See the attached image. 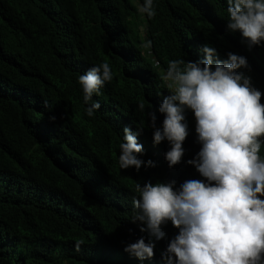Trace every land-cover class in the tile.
<instances>
[{
	"label": "trees",
	"instance_id": "obj_1",
	"mask_svg": "<svg viewBox=\"0 0 264 264\" xmlns=\"http://www.w3.org/2000/svg\"><path fill=\"white\" fill-rule=\"evenodd\" d=\"M143 2L0 0V264H165L179 231L171 221L151 259L124 251L147 242L132 222L136 184L205 178L186 163L201 147L192 110L179 164L168 166L167 140L153 141L147 113L162 127L169 94L161 73L172 59H203L207 44L221 60L245 56L250 67L237 71L264 93V43L249 49L227 29L226 0H154L153 18L138 11ZM104 62L113 79L93 94L101 107L89 117L78 77ZM126 126L143 127L139 155L155 167L120 168Z\"/></svg>",
	"mask_w": 264,
	"mask_h": 264
},
{
	"label": "clouds",
	"instance_id": "obj_2",
	"mask_svg": "<svg viewBox=\"0 0 264 264\" xmlns=\"http://www.w3.org/2000/svg\"><path fill=\"white\" fill-rule=\"evenodd\" d=\"M227 29L241 34L251 49L264 43V0H226ZM138 11L148 18L156 15L154 0H144ZM151 47V41L144 44ZM205 57L191 61H168L161 80L167 95H162L159 112L162 127L156 126V114L148 112L153 141L167 140L165 152L169 167L184 157L183 143L189 131L186 109L196 120L197 141L201 144L195 157L186 161L205 179H186L178 188L175 179L136 184L139 198H133L132 222H140L147 234L127 243L124 251L140 260L155 255L157 241L164 238L163 225L171 221L179 229L161 252L165 264H264V103L262 93L251 77L238 69L250 67L245 56L229 51L224 60L217 49L204 45ZM113 72L104 62L78 77L86 113L94 116L99 101L91 102ZM91 102V103H90ZM138 109L145 110L140 102ZM54 120L55 117H50ZM143 127L133 132L123 128L118 163L121 169L155 167L152 159L140 158L143 145L137 142ZM79 250V245H77Z\"/></svg>",
	"mask_w": 264,
	"mask_h": 264
}]
</instances>
